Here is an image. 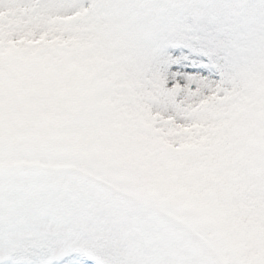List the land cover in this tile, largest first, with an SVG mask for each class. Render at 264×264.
<instances>
[{
  "label": "snow or ice",
  "instance_id": "1",
  "mask_svg": "<svg viewBox=\"0 0 264 264\" xmlns=\"http://www.w3.org/2000/svg\"><path fill=\"white\" fill-rule=\"evenodd\" d=\"M4 12L0 264H264V0Z\"/></svg>",
  "mask_w": 264,
  "mask_h": 264
},
{
  "label": "rangeland",
  "instance_id": "2",
  "mask_svg": "<svg viewBox=\"0 0 264 264\" xmlns=\"http://www.w3.org/2000/svg\"><path fill=\"white\" fill-rule=\"evenodd\" d=\"M0 14H2V15H8V13H7V12L0 13ZM13 14H15V11H14V10H13Z\"/></svg>",
  "mask_w": 264,
  "mask_h": 264
}]
</instances>
